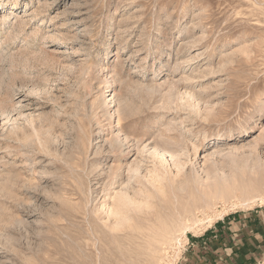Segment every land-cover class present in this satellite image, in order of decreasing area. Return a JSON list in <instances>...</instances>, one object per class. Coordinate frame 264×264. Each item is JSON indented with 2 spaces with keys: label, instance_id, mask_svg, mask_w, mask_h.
<instances>
[{
  "label": "rangeland",
  "instance_id": "obj_1",
  "mask_svg": "<svg viewBox=\"0 0 264 264\" xmlns=\"http://www.w3.org/2000/svg\"><path fill=\"white\" fill-rule=\"evenodd\" d=\"M263 224L264 0H0V264H264Z\"/></svg>",
  "mask_w": 264,
  "mask_h": 264
},
{
  "label": "crops",
  "instance_id": "obj_2",
  "mask_svg": "<svg viewBox=\"0 0 264 264\" xmlns=\"http://www.w3.org/2000/svg\"><path fill=\"white\" fill-rule=\"evenodd\" d=\"M259 229L258 234L253 235V238H249L247 244L252 247L253 250H257V252L264 254V224ZM264 256V255H263Z\"/></svg>",
  "mask_w": 264,
  "mask_h": 264
},
{
  "label": "bare ground",
  "instance_id": "obj_3",
  "mask_svg": "<svg viewBox=\"0 0 264 264\" xmlns=\"http://www.w3.org/2000/svg\"><path fill=\"white\" fill-rule=\"evenodd\" d=\"M112 117H113V115H112ZM229 137H230V136H229ZM39 140H40V139H39ZM40 142H41V141H40ZM134 143H135V142H134ZM41 144H42V143H41ZM133 145H134V144H133ZM131 146H132V145H131ZM40 147H41V146H40ZM41 148H42V147H41ZM149 152H150V151H149ZM145 153H146V152H145ZM114 155H115V154H114ZM149 156H150V155H149ZM119 157H120V156H119ZM147 157H148V156H147ZM116 158H117V157H116ZM150 159H151V158H150ZM152 160H153V159H152ZM120 161H121V160H120ZM163 162H164V161H163ZM161 164H162V162H161ZM143 167H144V166H143ZM143 167H142V168H143ZM133 170H134V169H133ZM140 170H141V169H140ZM136 172H137V171H136ZM137 173H139V172H137ZM131 174H132V173H131ZM135 174H136V173H135ZM135 174H134V175H135ZM148 183H149V182H148ZM121 187H122V186H121ZM121 187H120V189H121ZM127 187H128V186H127ZM124 189H125V188H124ZM133 199H134V198H133ZM149 201H150V200H149ZM133 204H134V203H133ZM130 205H131V204H130ZM130 205H129V206H130ZM126 208H127V207H126ZM118 210H120V209H118ZM129 217H130V216H129Z\"/></svg>",
  "mask_w": 264,
  "mask_h": 264
}]
</instances>
